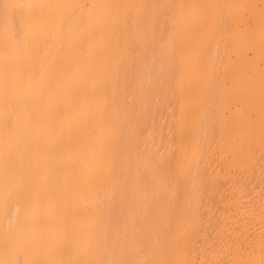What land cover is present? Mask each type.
Masks as SVG:
<instances>
[{
	"label": "bare ground",
	"instance_id": "1",
	"mask_svg": "<svg viewBox=\"0 0 264 264\" xmlns=\"http://www.w3.org/2000/svg\"><path fill=\"white\" fill-rule=\"evenodd\" d=\"M0 264H264V0H0Z\"/></svg>",
	"mask_w": 264,
	"mask_h": 264
}]
</instances>
